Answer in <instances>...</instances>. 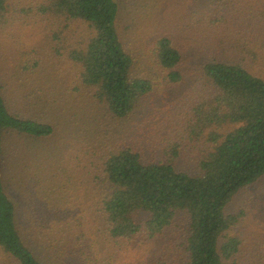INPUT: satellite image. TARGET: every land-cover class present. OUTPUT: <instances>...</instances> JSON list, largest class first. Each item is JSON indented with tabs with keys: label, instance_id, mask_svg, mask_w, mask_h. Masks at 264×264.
<instances>
[{
	"label": "rangeland",
	"instance_id": "374dc122",
	"mask_svg": "<svg viewBox=\"0 0 264 264\" xmlns=\"http://www.w3.org/2000/svg\"><path fill=\"white\" fill-rule=\"evenodd\" d=\"M55 1L7 0L0 10V86L8 110L54 129L51 137L38 141L13 139L7 153L14 171L7 165L4 185L16 206L21 237L34 256L43 264H73L71 258L48 252L46 240L30 229L33 209L47 206L41 203L43 192L55 188L56 200L93 213L105 192L102 164L123 149L137 153L143 163L172 162L178 171L197 174L211 146L208 134L220 131L207 123L202 98L210 86L203 67L216 59L241 64L264 79V0H116L123 44L133 54L143 52L137 75L146 74V50L160 38L170 39L183 55L182 81L170 85L159 76L154 92L122 119L82 87L74 58L91 33L87 25L56 13ZM23 164L38 176L31 186ZM239 212L240 222L227 234L242 240L234 264H264V176L228 204L226 213ZM97 221L87 225L99 235ZM187 235V219L180 214L174 226L144 242L141 250L123 254L125 245L115 246L100 235L90 244L98 243L100 260L111 258L112 264L145 259L146 264H185ZM76 258L84 260L83 255Z\"/></svg>",
	"mask_w": 264,
	"mask_h": 264
},
{
	"label": "trees",
	"instance_id": "16d2710c",
	"mask_svg": "<svg viewBox=\"0 0 264 264\" xmlns=\"http://www.w3.org/2000/svg\"><path fill=\"white\" fill-rule=\"evenodd\" d=\"M6 3L0 0V10ZM54 10L88 26L91 36L74 61L81 68L82 87L91 90L93 99L114 117L131 115L154 92L159 76L170 85L182 81L183 55L168 38L148 47L147 72L137 75L143 52L133 54L123 44L117 29L116 0H56ZM203 75L210 86L209 94L202 98L207 123L220 131L215 128L208 134L211 146L198 163V173L191 176L178 171L172 162L143 163L131 149L110 154L102 164L105 192L93 213L62 198L56 200L55 188L43 192L41 203L47 206L39 212L33 209L36 217L30 229L46 240L48 252L71 258L73 264H112L111 258L100 260V250L95 252L100 245L90 244L97 240L94 238L100 235L115 246L125 245L122 253L127 254L141 250L144 242L162 235L184 214L188 223L185 264H234L242 240L227 234L240 222L242 213L229 215L226 209L241 190L264 176V79L241 64L216 59L204 65ZM1 90L0 86V264H43L21 237L16 206L4 183L9 179L7 149L13 139L38 141L51 137L54 129L44 121L10 113ZM27 165L22 166L31 186L38 176L33 177ZM10 166L14 171V165ZM30 200L33 207V194ZM95 219L101 225L96 228L99 235L87 225ZM79 255L84 256L83 261L76 258ZM138 262L146 264L147 260Z\"/></svg>",
	"mask_w": 264,
	"mask_h": 264
}]
</instances>
